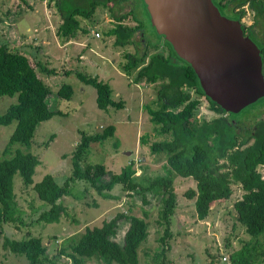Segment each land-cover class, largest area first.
<instances>
[{
    "label": "trees",
    "instance_id": "1",
    "mask_svg": "<svg viewBox=\"0 0 264 264\" xmlns=\"http://www.w3.org/2000/svg\"><path fill=\"white\" fill-rule=\"evenodd\" d=\"M122 1L124 0H60L58 8L62 21L57 28V35L74 39L79 33H86L77 17L91 20L96 7L104 5L115 21L114 26L106 30L104 35H113L116 45L131 43L132 33L139 28L141 22L135 16L136 26L121 24L124 14L114 15L112 10L114 5ZM212 2L222 14L239 21L245 11L244 5L252 12V23L248 27L242 24L241 26L260 50L264 75V41L256 36L257 32L261 34L260 37L264 35V0ZM256 25L259 31L254 30ZM163 44L167 50L166 55L155 52L144 62L147 56L145 51L140 55L125 54L127 59L120 68L128 76L134 72L135 83L145 81L160 85L156 89L158 107H146V110L149 121L157 126L158 133L170 135V139L154 141L149 146L152 153L165 155L166 173L154 177H137L134 175L132 163L128 162L119 172L110 173L109 179L103 181L100 178L106 174V169L102 163L82 165L81 160L84 159L89 144L111 136L114 126L110 124L100 133L80 132L79 142L70 152L71 171L62 181L46 173L33 182L32 175L39 161L35 154L24 149L30 147L35 127L39 122L55 115H64L61 110L48 106L47 96L54 94L58 98L69 100L73 89L70 84L60 83L58 88L52 91L39 77L36 68L45 73L51 72L50 69L39 62H32L19 50L10 49L7 42L0 43V96L15 95V102L0 114V125L15 121L1 150L3 157L0 158V235H3L4 249L23 256L26 264H54V260L47 256L46 246L39 236L27 235L15 239L4 234L5 226L18 227L16 223L25 224L13 191V176L17 174L21 184L29 186L36 198L42 202L43 208L38 212L35 221L45 224L57 223L61 217L68 215L62 197H78L73 190V184L77 181L92 188L103 199L117 198L110 193L116 188L126 191L129 196L139 194L145 204V193H151L157 198L155 222L161 228V234L157 237L158 247L150 258L153 264H169L167 252L170 249V240L174 237L172 217L177 205L173 178L178 176L194 181V187L186 189L183 195L193 200L197 220L208 216L212 203L228 199L232 185L240 189L241 194L233 201L232 208L234 218L247 235V239L240 240L238 248L230 251V244L225 239L223 248H218L221 251H218V256L224 254L225 259L221 262L226 264H264V177H261L260 171L264 166V120L254 123L252 133L245 136L238 134L228 117L229 114L237 113H226L205 97L192 68L176 58L164 40ZM156 46L157 44L152 45V48ZM74 75L83 84L94 88L97 108L105 110L108 107H122L123 101L111 97V89L106 82L80 71H75ZM182 87L203 96L211 110L226 115L196 122L194 111L198 100L191 98L189 91L182 90ZM49 137H53V134ZM15 143L23 147L13 148ZM5 155L7 157H4ZM87 187L83 191H86ZM142 214L143 217H138L117 212L111 218L102 220L98 226L85 227L76 238L60 246L58 254L69 258L70 264H84L92 258L103 264H138V249L148 234L147 222L144 220L147 211L142 209ZM122 220L127 222V227L121 243H118L113 238L118 222Z\"/></svg>",
    "mask_w": 264,
    "mask_h": 264
},
{
    "label": "rangeland",
    "instance_id": "2",
    "mask_svg": "<svg viewBox=\"0 0 264 264\" xmlns=\"http://www.w3.org/2000/svg\"><path fill=\"white\" fill-rule=\"evenodd\" d=\"M60 0H0V43L7 42L10 49H16L27 55L32 62H39L51 72H41L39 77L55 91L60 83L70 84L73 93L69 100L58 98L54 94L47 96L48 106L58 109L64 115H55L38 123L35 127L30 151L38 158L39 163L34 168L33 182L44 174L54 176L62 181L71 171L70 152L79 142L80 132L89 134L100 133L107 125H113L111 136L103 141L92 142L88 146L82 165L102 163L106 174L101 180L106 181L110 173H117L128 162L132 163L134 175L137 177H154L166 173L165 155L152 153L149 146L154 141L170 139V135H161L158 128L149 121L146 107L157 108L156 99L158 83L133 81L132 75H126L120 68L126 61L125 54L140 55L146 52L144 62L155 52L166 55L167 50L163 39L152 31L143 6L139 2L126 0L114 5V15L124 14L121 24L134 27L137 19L141 24L132 33V42L121 45L114 44L113 35L104 32L115 24L106 6L99 5L92 14V19L77 17L80 26L86 33H79L74 39H65L56 31L62 21L59 10ZM131 4V6H130ZM240 23L248 27L252 23V12L246 5ZM136 16V18H135ZM229 17V16H228ZM259 31L258 25L254 27ZM99 36H93V33ZM264 41V35L256 33ZM157 44L155 48L152 45ZM80 71L89 76L106 82L111 89L114 100H122L121 108L108 107L105 110L95 105V90L91 85L83 84L74 75ZM136 71V70H135ZM188 90L191 98H197L198 104L194 111L196 122L210 120L226 113H218L209 107L203 96ZM15 102V95L0 96V114ZM239 112V111H238ZM237 114H229L235 130L241 136L252 133L257 120H264V98L249 104ZM232 117V118H230ZM15 125V121L0 125V158L1 150ZM53 134V137H49ZM23 147L15 143L13 148ZM4 157H7L5 155ZM264 175V167L260 168ZM174 191L177 195V205L172 217L174 237L170 240L167 252L169 264H226L225 255L218 256L226 239L229 251L238 248L240 240L247 239L234 218L233 201L238 199L241 191L232 185L228 199L212 203L208 216L197 220L193 209V200L183 195L188 188L194 187L191 178L174 176ZM13 191L17 208L25 224L5 226L4 234L15 239L27 235H37L46 246V253L54 260V264H70L69 258L58 254L60 246L72 238H76L85 227L100 225L102 220L111 218L117 212L143 217L142 209L147 211L144 217L147 222V238L138 249V264H153L151 254L158 247L157 237L161 228L155 222L158 203L151 193H145L147 203H142L139 194L128 195L126 191L113 189L111 194L117 198L103 199L86 184L75 182L73 190L78 197L63 196L68 215L61 217L57 223L45 224L36 222L38 212L43 208L29 186H23L17 174L13 176ZM87 187L86 191L83 189ZM130 193V192H129ZM127 222H118L114 240L122 241V235ZM0 235V264H26L23 256L17 255L2 247ZM262 240V239H260ZM84 264H103L95 258L88 259ZM116 264V263H111Z\"/></svg>",
    "mask_w": 264,
    "mask_h": 264
},
{
    "label": "water",
    "instance_id": "3",
    "mask_svg": "<svg viewBox=\"0 0 264 264\" xmlns=\"http://www.w3.org/2000/svg\"><path fill=\"white\" fill-rule=\"evenodd\" d=\"M150 27L189 65L203 95L226 113L264 98L262 58L239 20L212 0H141Z\"/></svg>",
    "mask_w": 264,
    "mask_h": 264
},
{
    "label": "flooded vegetation",
    "instance_id": "4",
    "mask_svg": "<svg viewBox=\"0 0 264 264\" xmlns=\"http://www.w3.org/2000/svg\"><path fill=\"white\" fill-rule=\"evenodd\" d=\"M126 1H127V2H129V1L131 2V0H126ZM133 1L138 2V0H133ZM139 2L141 3V0H139ZM139 2H138V3H139ZM219 11H220V10H219ZM146 17H147V16H146ZM231 18H232V17H231ZM147 19H148V18H147ZM152 31H153V30H152ZM154 34H155V33H154ZM159 37H160V36H159ZM160 38H162V37H160Z\"/></svg>",
    "mask_w": 264,
    "mask_h": 264
},
{
    "label": "built area",
    "instance_id": "5",
    "mask_svg": "<svg viewBox=\"0 0 264 264\" xmlns=\"http://www.w3.org/2000/svg\"><path fill=\"white\" fill-rule=\"evenodd\" d=\"M93 36H95V37H98V36H99V34L95 32V33H93ZM263 167H264V166H263ZM263 167H262V168H263ZM261 177L263 178V177H264V175L262 174V176H261Z\"/></svg>",
    "mask_w": 264,
    "mask_h": 264
}]
</instances>
